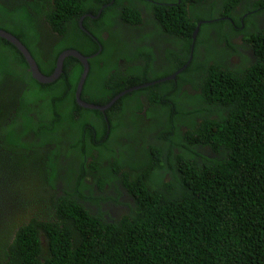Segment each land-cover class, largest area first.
Returning <instances> with one entry per match:
<instances>
[{"label":"trees","instance_id":"16d2710c","mask_svg":"<svg viewBox=\"0 0 264 264\" xmlns=\"http://www.w3.org/2000/svg\"><path fill=\"white\" fill-rule=\"evenodd\" d=\"M262 15L264 0H0V29L43 75L64 51L91 57L92 105L173 75L192 51L175 79L101 113L75 101L77 59L41 84L0 38V185L6 159L14 178L29 171L16 224L0 208V264H264ZM105 187L124 201L116 217ZM41 209L47 220L18 219Z\"/></svg>","mask_w":264,"mask_h":264},{"label":"water","instance_id":"95a60500","mask_svg":"<svg viewBox=\"0 0 264 264\" xmlns=\"http://www.w3.org/2000/svg\"><path fill=\"white\" fill-rule=\"evenodd\" d=\"M97 16H96V18H97ZM93 18H95V17H93ZM82 20H83V18L79 21L80 25H81ZM199 25L200 24H198L197 28L195 29V31L193 33V40H195V38L199 32ZM0 38L7 40L10 44H12L19 51V53L23 56L26 63L28 64L29 72L31 73L32 78L41 84H50L60 77V75L62 74V71H63V63H64V60L66 58L72 57V58L77 59L82 64L83 71H82V74L80 76V79H79V82H78V85H77V88L75 91V101L83 109L100 111L102 113L105 112L106 110H108L109 108H111L121 97H123L124 95H126L128 93H131V92L136 91V90H140L142 88H146L150 85H154V84L159 83L161 81L175 79L176 75H178L181 71H183L188 66V64L192 58V51H191V56H190V59L188 60L187 64L185 66H183L175 74L171 75L170 77H167V78L162 79V80H158L154 83H149V84H144V85L132 87V88L118 94L107 105L98 106V105H92V104L86 103V102L81 100V93H82L83 84H84L85 79L87 78V75L89 73L88 60L91 57H85L75 50L64 51L57 58L56 67H55L54 72L50 76H45L40 72L36 62L34 61L32 56L30 55L29 51L16 37H14L10 33H7V32L0 29ZM192 50H193V48H192Z\"/></svg>","mask_w":264,"mask_h":264},{"label":"flooded vegetation","instance_id":"af4514ba","mask_svg":"<svg viewBox=\"0 0 264 264\" xmlns=\"http://www.w3.org/2000/svg\"><path fill=\"white\" fill-rule=\"evenodd\" d=\"M260 20V25H262V26H264V15H262L261 16V18L259 19ZM262 26H260L261 28H263ZM100 27V26H99ZM225 29L228 31V28L227 27H225ZM131 34H134V31L132 32V33H130L129 35H131ZM109 35V33L108 32H106V31H103V34L101 35V37H102V39H105L107 36ZM127 38H129V37H127ZM131 38V37H130ZM211 38H215V36H214V34H211ZM132 40H135V38H131ZM230 40L232 41V43H233V45H235V49H236V52H238V51H243L242 50V48H241V46H242V44H243V42H242V37L239 35V36H236V37H234V38H231V35H230ZM162 43H163V47H168V48H171V46L170 45H172V44H174V42L172 41V39L169 37V36H167V35H164L163 37H162ZM217 45V44H216ZM225 45V44H224ZM150 47H154V46H150ZM221 47H222V45H221ZM225 52H227V49H225ZM163 53V52H162ZM157 54L158 55H160L161 54V51L160 50H157ZM235 54V53H234ZM234 54H232V55H234ZM247 56L250 58V59H252L253 57H252V53H247ZM157 61H168V59H166V57H165V54L163 53V56H162V58H160V59H158ZM226 61H232L233 63L235 62V63H239V61H240V58L238 57V56H234L233 57V59L231 58H229L228 60H226ZM253 62V61H252ZM251 62V63H252ZM28 65V64H27ZM28 71H29V67H28ZM189 86L187 85V86H185L184 88H188ZM129 116V115H128ZM133 116V115H132ZM138 116H140V117H138V118H135V121L137 122V125H142L144 122H145V120H143V113L141 112V115H138ZM161 122V121H160ZM40 151H41V153H42V148L40 149ZM5 162L7 163V166H8V170H5V174H4V180L6 181V184L7 185H10V184H12L13 183V181L15 180V178H14V176L13 175H15V174H13L14 172H13V168H9V166L11 167L12 166V164H11V162H9L8 161V159H6L5 160ZM85 186H86V188H89V189H94L95 188V184L93 183V182H91V181H89V182H87L86 184H85ZM61 186H58L57 188H60ZM113 197H114V201L112 202V203H109L108 205H107V207H108V213H110V214H112L114 217H116L117 216V212H120L121 210L120 209H118L117 207V204H121L122 202H124L123 201V199H122V197H118V196H116V194H115V192H113ZM117 197V198H116ZM117 203V204H116ZM30 206H34L35 207V205H30ZM30 208H32V207H30ZM36 208V207H35ZM33 209V208H32ZM28 210V209H27ZM39 210V209H38ZM30 213H31V210H30ZM47 216H48V213L45 215V213H44V211L41 209L40 211H38L37 212V210H36V212H35V216H33V215H29V216H26V217H23V216H21V215H19V217H18V219L19 220H21V221H24L23 223L24 224H27L28 222H30V220H33L32 218H38V219H42V220H47ZM28 217H30L29 219H28ZM11 219V222H12V224H16L15 222H14V220L12 219V218H10Z\"/></svg>","mask_w":264,"mask_h":264},{"label":"rangeland","instance_id":"374dc122","mask_svg":"<svg viewBox=\"0 0 264 264\" xmlns=\"http://www.w3.org/2000/svg\"><path fill=\"white\" fill-rule=\"evenodd\" d=\"M3 165L5 166L6 162H4ZM28 172H29L28 170H25L24 172H22L23 175L19 176L17 179L15 178L13 183L10 185H7V184L0 185V189L6 188V187L9 188V191L6 190L2 192L1 199H0V208L6 210V214L8 218H13L16 216V211H14V209H12L9 206L17 205L16 198L25 196L24 178L26 176V173Z\"/></svg>","mask_w":264,"mask_h":264},{"label":"clouds","instance_id":"9594fccd","mask_svg":"<svg viewBox=\"0 0 264 264\" xmlns=\"http://www.w3.org/2000/svg\"><path fill=\"white\" fill-rule=\"evenodd\" d=\"M100 14H101V12H99L97 18L100 17ZM87 16H88V15H87ZM85 17H86V16H83V17H82L83 20H84ZM82 18H81V19H82ZM90 18H92V19H97L96 17L93 18V16H90ZM81 19H80V20H81ZM83 20H82V21H83ZM78 53H79V52H78ZM81 55H82V54H81ZM190 56H191V55H190ZM189 59H190V58H189ZM186 64H187V63H186ZM188 65H189V64H188ZM184 66H185V65H184ZM186 68H187V67H186ZM186 68H185V69H186ZM185 69H184V70H185ZM174 74H175V73H174ZM60 76H61V75H60ZM168 77H170V76H168ZM166 78H167V77H166ZM164 79H165V78H164ZM160 80H162V79H160ZM170 80H172V79H170ZM136 91H137V90H136ZM81 100H82V99H81ZM82 101H83V100H82ZM101 113H102V112H101ZM88 173H89V172H88ZM89 177H90V175L88 174L87 177H86V179H85V183H84V185H85L87 182L90 181ZM68 181H69V179H68ZM69 182H70V181H69ZM63 183H65V182H62V184H63ZM104 190H105V193H106V197L109 198V199H110V203H112V202L114 201L113 192H110L109 189H108V187H105ZM116 198H117V197H116ZM117 206H118V207H117L118 209H120V210L122 209V208H120L119 205H117Z\"/></svg>","mask_w":264,"mask_h":264}]
</instances>
